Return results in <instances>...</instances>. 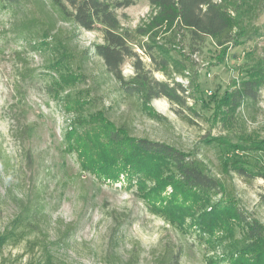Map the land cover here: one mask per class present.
Instances as JSON below:
<instances>
[{
  "label": "rangeland",
  "instance_id": "374dc122",
  "mask_svg": "<svg viewBox=\"0 0 264 264\" xmlns=\"http://www.w3.org/2000/svg\"><path fill=\"white\" fill-rule=\"evenodd\" d=\"M259 9L251 24L246 21L248 31L239 44L222 51L207 40L192 54L184 77L151 72L157 81L180 83L187 90L186 106L166 98L144 106L137 94L122 89L94 53L93 46L102 41L99 31L59 22L48 41L70 51L69 63L83 74V82L74 91H85L90 111L104 110L110 121L135 137L194 152L222 181L221 198L236 201L246 215L264 225V206L259 202L264 195V152L233 151L204 141L220 138L238 144L243 131L264 139V89L257 104L239 111L232 129L211 123L216 91L221 96L243 77L247 66L264 55V0ZM148 12L147 0L116 11L129 29ZM51 15L40 0H21L13 9L0 7V235L23 209L34 216V226L22 232L15 245L0 249V264H43L47 256L52 264H155L165 250L180 251L179 264H232L222 262L218 241L229 239L223 229L198 232L191 226V216L182 223L184 231L175 229L148 209L135 180L130 187L124 175L102 183L80 169L76 152L68 149L64 139L75 114L71 99L50 90L58 74L49 65L59 53L30 37L48 27ZM136 51L146 68L152 69L148 57ZM184 53H189L187 48ZM134 73L132 60L126 59L121 66L123 80ZM101 132L92 129L75 141L78 146L84 143L92 159L95 146L110 148ZM237 168L249 174L240 176ZM155 185L165 186L146 180V188ZM171 192L169 186L163 188L165 201H173ZM185 201L192 214L203 208L195 197Z\"/></svg>",
  "mask_w": 264,
  "mask_h": 264
},
{
  "label": "trees",
  "instance_id": "16d2710c",
  "mask_svg": "<svg viewBox=\"0 0 264 264\" xmlns=\"http://www.w3.org/2000/svg\"><path fill=\"white\" fill-rule=\"evenodd\" d=\"M261 1L147 0L149 12L134 29H129L122 25L116 11L134 5L136 0H40L42 6L49 8L53 17L41 33L30 36L33 40H41L40 45L52 47L61 57L49 65L53 69L56 67L58 74L50 90L54 95L65 93L71 99V109L75 114L64 139L68 149L76 152L80 169L91 173L102 183L117 181L124 175L127 187H130L135 180L137 192L148 209L168 221L175 229L184 231L182 223L188 216L193 218L191 226H195L198 232L223 229L229 239L218 241L222 247V262L232 264H264V225L246 215L236 201L221 198L222 181L211 173L207 163L194 152H185L164 142L135 137L124 126H117L110 121L104 110L90 111L92 105L85 91H74L76 85L83 82V74L73 70L72 63H69L70 51L63 44L50 43L48 40L52 38L51 34L56 31L59 22L89 32L99 31L102 41L93 46L94 53L122 89L129 94H137L144 106L158 98L186 106L187 90L180 83L157 81L151 72H161L168 77L177 73L184 77L187 63L193 61L192 54L203 48L207 40L222 51L228 49L230 44H239L248 31L245 30L246 21L251 24L255 20ZM20 3L21 0H0V7L13 9ZM185 48L188 54L184 53ZM136 50L148 57L152 69L146 68ZM126 59L132 60L135 73L125 82L121 66ZM171 68L174 71H170ZM261 89H264V55L247 66L243 77L233 81L229 90L221 96L216 91L211 123L225 130L232 129L239 111L258 103ZM92 129H100L105 146H110L108 150L95 146V159L86 155L89 151L85 149L84 143L81 146L75 143L78 135L87 137ZM204 141L207 145H222L233 151L264 152V139L258 140V137L252 133L248 135L246 131L239 135L238 144L220 138H206ZM236 173L240 176L249 174L241 168H237ZM146 180L169 186L174 202L165 201L166 198L162 196L165 186L155 185L148 189L145 187ZM184 196L195 197L203 204V208L192 214L184 206L188 203ZM259 202L264 206V195H260ZM33 217L28 209H23L21 215L1 233L0 249L5 245H15L22 232L34 226L31 221ZM210 221H214V225L207 226ZM179 259L180 251L174 253L165 250L155 264H179ZM43 260V264H52L49 256ZM125 264L134 263L127 261Z\"/></svg>",
  "mask_w": 264,
  "mask_h": 264
}]
</instances>
